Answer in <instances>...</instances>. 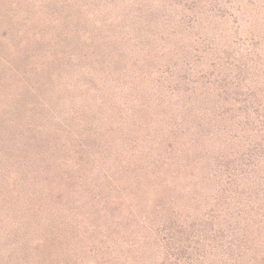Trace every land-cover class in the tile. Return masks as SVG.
<instances>
[{
  "label": "rangeland",
  "instance_id": "374dc122",
  "mask_svg": "<svg viewBox=\"0 0 264 264\" xmlns=\"http://www.w3.org/2000/svg\"><path fill=\"white\" fill-rule=\"evenodd\" d=\"M110 142H136L141 160L108 165ZM169 142L171 167L157 155ZM258 147L263 161L264 0H0V264H234L223 248L239 232L211 225L228 232L206 259L166 251L170 224L154 209L169 199L126 220L108 215L121 201L99 197L124 180L90 193L89 179L157 165L158 187L141 184L152 195L167 185L200 216L218 200L247 231L245 208H264V163L248 167ZM234 168L251 172L237 187ZM193 220L182 225L194 242ZM253 220L240 264H264Z\"/></svg>",
  "mask_w": 264,
  "mask_h": 264
},
{
  "label": "trees",
  "instance_id": "16d2710c",
  "mask_svg": "<svg viewBox=\"0 0 264 264\" xmlns=\"http://www.w3.org/2000/svg\"><path fill=\"white\" fill-rule=\"evenodd\" d=\"M120 146L121 145L118 142H110L107 145V150L109 149L111 154L104 156L103 161H105L107 164L108 162H111V163L125 162V164H127V163H130L129 159L132 158L134 155H136L135 160L137 159L141 160V153H143V151L138 150V145L136 144V142H131L128 145L127 149H124V150H120ZM164 149H165L163 150L164 152L158 151L157 155H159L160 157L164 155L165 156L168 155L166 159L167 161H165V164H167V162L170 161V167H171V166H174L175 162L180 163L177 159V154H178L177 150L174 148V145L172 144V142L167 143V146ZM258 150L259 152H256ZM254 151L255 152L253 153L255 154L251 155V157L254 158V160L251 159L249 161L248 167H250V169H252L255 172L257 171L256 168L259 167L261 163H264V160L261 161L260 159L255 158V156H261L259 147L254 149ZM169 155H171V157ZM236 162L237 161H234V163ZM145 164L146 163L141 164L138 167V170H132L129 165H121L118 171L115 172L113 175L108 176L107 173H104L101 176L97 177L96 181H94L95 180V176H94L93 178L89 179L90 182L88 186H93V183H95L94 184L95 188L93 190H89L88 192L90 193L93 191L97 192L98 188L104 189V186H105L104 180L110 181V178L115 182L116 180L117 181L122 180V182L124 180L125 183L123 186H118L116 188L113 184H111L109 187V193L107 194V196L100 195L99 197H103V200H102L103 202H101L103 206L110 204L112 202L117 203L121 201L122 205L126 207V210L124 208H121L120 212L118 213H113L110 211L108 215L114 216V217L118 215H124L125 217L124 219L126 220H132V217L137 216V215H141V216L145 215L144 217L148 218L147 215L149 214V212H152V209L151 207L146 206L147 203H150V205H152L156 201H159L160 199H169V204H170L169 208H167L166 205H164L163 203H160L158 205L164 211H159L156 207L154 209V211L156 212V216H159V218L162 219V221H166V222L168 221V223L170 224L168 227H166V230L168 232V237L166 239V246H167L166 251L173 249L177 253L181 250H190L192 252L198 253V255L201 258L203 257L204 259H206L205 253L212 251L213 249L217 247V245H218L217 249H219L220 247L219 243L220 242L223 243V241L225 240L224 239L225 233L228 232V231H225L224 234H222L221 236H217V238H215L216 237V234H214L215 230L211 228V225L214 226L216 223H218V225L222 224L221 225L222 227L225 226L224 229L227 228L228 230L230 229L234 230L236 233H234L233 235H237L239 232V234L236 237L237 239L233 241L232 243V246H231L232 248L231 249L223 248V250H225L227 256H230V260L234 261V264H240L239 261L241 260L242 255L247 254L245 252L248 250L243 248L242 244L244 240L240 241L239 238L240 237L242 239L246 238V240H248L249 230H251L253 226L256 224V220H253V219L256 215L260 216L261 219H263L264 218V208H260L258 210V213H256L257 211L254 209L250 210L249 207L245 208L244 213L242 215L244 216V219L248 221L249 230L247 231L241 230L237 223L231 224V222H228V220L224 219V216L228 217L226 213H223V211L227 210V208L225 207V205H224L225 208H223V205L221 206V203L218 202V200H216L215 202H216V206L219 209L211 210L207 214V216H200L198 214L199 207L194 206L188 200L177 202V200L174 197V193H169L168 189L170 188H168L167 185H166V189L164 188V192L159 190L157 194L152 195L149 191H147V189H145L141 185L142 182H144L145 179H150L149 180L150 186L157 188L158 185L157 184L155 185L153 181V174L156 176L157 173L160 172V170L157 165H155L154 168L150 170V167L148 166V164L146 165ZM107 170L108 169H106L105 171ZM227 171H229L230 174H232V171H236L233 174L234 176H231L232 180L230 182V185L232 187H237L239 183H242L243 178L241 177V175L243 176L244 174H247L244 176L245 178H249V176L251 175V172L249 173V171H246V172L240 171L242 172L240 174L236 168H234L233 170L228 169ZM99 172H102V171L100 170L97 171L96 175ZM177 175L178 173L176 171L172 172L171 179L176 178ZM219 179H220V176H219ZM205 180H207V178ZM250 188L251 187H249V189ZM83 194L84 192L83 190H81V195ZM256 195H259V194H256ZM152 200L153 202H151ZM142 201H143V204H141ZM116 205L118 206V204ZM190 216L194 218V220L190 222L193 226V231L195 233L194 235L198 238V241H194V242L192 241V238H190L191 236L189 235V232L185 230V228L182 225V224H185V217L189 218ZM105 218H108L106 211H105ZM249 221L251 222V224L249 223ZM141 222H143L142 218H141ZM154 230L156 232V229ZM145 232H146L145 237L151 236V232L148 230L147 227L145 228ZM203 243L206 245L204 248H202L201 246L203 245ZM153 244H154V247H158V245L160 246L158 239H155ZM164 244L165 243H163V245ZM188 254L189 253H187L186 255ZM198 259H199L198 257L196 259L195 257L191 256L189 260H184V263L192 264L193 261H195L196 263V261H200ZM248 261L249 260L247 259L245 260V257L242 259L243 264L244 262L248 263ZM249 263L253 264L251 262Z\"/></svg>",
  "mask_w": 264,
  "mask_h": 264
}]
</instances>
